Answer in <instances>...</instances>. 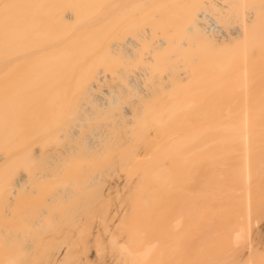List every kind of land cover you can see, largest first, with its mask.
Instances as JSON below:
<instances>
[{
  "label": "bare ground",
  "instance_id": "obj_1",
  "mask_svg": "<svg viewBox=\"0 0 264 264\" xmlns=\"http://www.w3.org/2000/svg\"><path fill=\"white\" fill-rule=\"evenodd\" d=\"M152 1L0 0V264H95L108 251L116 254L120 264H149L156 240L149 242L144 238L140 218H136L142 202L146 204L149 199L143 197L149 178L154 184L163 186L162 191L166 193L163 198L168 200L170 193L179 196V178L166 167L172 160L175 159L177 162L174 161V164L178 166L182 163L184 166L186 163L195 166L199 162L203 167L207 165L203 163L211 158H215L213 161L216 163V158L234 161L229 160L234 164L230 169L235 187L229 185L226 189H229L228 194L234 199L235 202H232L238 211L228 234L231 248L243 252L239 251V255L234 253L241 257L236 264H264V253L254 246L255 220L252 217L253 196L257 193L253 191V181L260 179L255 178L260 176L259 168H263L258 164L264 165L261 155L264 149L259 150L264 145V126L259 127V119L256 124V115L260 112L254 108L251 97L254 87L250 25L258 14L249 5L250 0H233L237 2V24L228 33L220 23L226 19L227 3L220 5L214 1L215 7L209 10L207 5L208 9H202L204 3L196 4L197 0H189L193 2L188 1L190 7L196 4L194 9L184 14L190 25L183 22V16H179L180 20L176 16L178 23L174 19L171 22V29L175 31L163 29V32L171 31L172 34L165 32L163 37L154 39L158 33L157 26L151 24L153 28H147L148 22L155 17L154 7H149ZM196 9L203 11L197 14ZM258 11L262 15L264 10L260 7ZM201 32L204 36L200 37L199 43L197 39L190 40ZM174 33L183 36L176 37ZM187 33L194 35L189 37L188 42H182L181 38ZM167 35L175 39L167 37L169 41L165 39ZM189 42L203 47L193 49ZM204 45L206 48L211 45L232 47V59L227 63L224 58L221 66L233 65V74L225 81L235 97L238 95L240 106L228 109L229 117L223 114L226 117L220 118L222 114H219L217 120L212 121L213 117L210 118L207 113L211 114L214 104L210 106V112L205 110L207 116L204 112L202 117L200 109L194 106L198 110L193 111L198 113L195 118H204V121L194 128L195 122H198L195 119L190 124L193 130L187 124L186 133L182 131L187 121L183 125L180 121L182 130L179 132L180 126H176L178 129L174 125L169 126V121L175 123L178 118L176 113L180 109L187 110L189 104L193 105L191 92L197 93L199 88L204 90L199 84H187L190 87H184L185 92H182L189 68L183 52L188 49L189 52L191 48L199 50L200 47L205 48ZM182 67L186 69L184 77ZM171 81L175 82L171 89L172 99L163 105L161 99L165 96L162 92L165 94L172 88L169 86ZM181 82L184 84L181 85ZM168 86L169 90L165 92ZM192 87L194 91H191ZM187 88H192L191 92ZM233 93L228 98L234 96ZM181 97L184 99L180 101ZM202 101L208 104L211 100ZM202 101L203 112L207 106ZM161 123L162 127L167 123L173 132L163 133L165 138L158 133L162 139L157 137L159 141L157 139L153 143L151 137ZM151 127L155 129L153 135L149 134ZM208 131L209 135L214 131V136L211 134L215 137L212 150H204L210 145V140L207 142L210 136L207 133L209 137L203 136ZM199 138L205 143L199 142ZM192 143L193 154L189 150ZM148 146L151 149L156 147L152 158L147 156ZM257 152L262 159L257 157ZM199 163L197 165L200 166ZM211 163L208 162L209 165ZM119 169L126 174L123 172L121 176H116ZM214 172L209 174L212 175L210 177ZM222 177L218 179L223 182ZM260 177H263L262 173ZM220 184L217 181L214 186ZM215 187L210 192L219 186ZM218 190L214 192L215 196ZM202 191L204 194L207 190ZM207 194L211 195L209 190ZM195 196L198 194L192 197ZM117 197L127 203L124 209L116 206ZM204 197L206 199L207 196ZM229 201L231 208L235 209ZM199 205H193V212ZM202 206L198 210L202 211ZM183 207L185 214L186 205ZM203 211L197 213L199 220ZM148 213L149 210L141 213L142 219L148 217ZM185 215L179 211L172 214L169 221V228L173 229L169 230L171 235L182 225ZM131 217L136 218L135 223ZM173 236L170 241L175 247L178 246L177 239L175 234Z\"/></svg>",
  "mask_w": 264,
  "mask_h": 264
},
{
  "label": "rangeland",
  "instance_id": "obj_2",
  "mask_svg": "<svg viewBox=\"0 0 264 264\" xmlns=\"http://www.w3.org/2000/svg\"><path fill=\"white\" fill-rule=\"evenodd\" d=\"M188 1L189 0H178V2L175 1V0H153L151 3H149V7H154L155 17L153 18L152 21L148 22L147 28H149V29L150 28H153V26H151V24H155V26H157L156 28H158L157 29L158 33H157L156 37H154V39H158V37H161L165 32H167L165 30L163 32V29H168V28L171 29L172 28L171 22H173L172 21L173 19L175 20L176 16H178V18H179L180 15L183 16V19H182L183 22L185 24H187V26L190 25V22H188V20L184 18V14H186L188 12L187 10L194 9L193 6H196L197 2H200V4L201 3H204L203 4L204 6H202V9L205 7V5H207L208 8H209V10H210V7H212V8H213V6L215 7L216 4L214 3V1L217 4H220V5L227 3V6L228 7L225 8V10H227L226 19L223 20V21H221L220 23L223 25V27L225 28V30L228 33H230L231 30H232V28H234V26L237 24V16H236L237 2L236 1L233 2V0H212L213 1L212 2L211 0H209V1L208 0H204L205 1L204 2L203 0H201L202 1L201 2L200 0H197L196 1V4L195 5L193 4L192 7H190V4H189V2L192 1V0H190L189 2ZM210 1L212 2V4H210L211 3ZM228 1L231 2V4H228L229 3ZM193 2H195V0H193ZM193 2H190V3H193ZM206 2H207V4H205ZM208 4H210V6ZM249 5L251 6L252 10L256 11L257 14H258L257 15V18H254V20L251 22V25H250V27L252 29V37H253L252 43H251V68H252V71H253V87H254V89L251 90L252 91L251 92V97H252V102H253L254 108L258 109L259 112H260L258 115H261L260 118H259L258 115H256V124L258 123L257 119H259V121L261 120L260 121L261 124L259 122V127H261V126L263 127L264 126V11H262V15H261L259 13L258 9L260 7H262L263 10H264V0H250V4ZM186 6H188V7H186ZM186 8H188V9H186ZM197 8H201V7L198 6ZM208 8H206V9H208ZM212 8H211V10L213 11ZM195 11L198 14L199 10L196 9ZM200 11L202 12L203 10L200 9ZM201 12H199V13H201ZM209 12H211V11H209ZM178 20H180V18ZM179 22H181V21H179ZM166 23L167 24L169 23L170 25L168 24L166 26ZM176 23H178V22L176 21ZM162 24H164L163 26L164 27L166 26V27L163 28L162 27ZM170 29H168V30H170ZM173 29H171V30H173ZM174 31L175 30H173V32ZM168 33L169 34H172L171 31H168L167 34ZM187 34H186V36H187ZM189 34H190V32H189ZM189 34H188L187 37L184 36V38L186 37L185 39L184 38H181V41L182 40L183 41L184 40H187V42H188V40L190 39L189 37H192L194 35L193 33H192L193 35L192 34L189 35ZM175 35L177 37L179 34L178 35L175 34ZM180 36H181V34H180ZM180 36H178V37H180ZM202 36H204V32H201V34H199V35H196L195 34L193 36V38L190 39V40L195 41L197 39L196 42L199 43L198 40ZM167 37L171 39L173 36L172 35L171 36H168L167 35L166 38L165 37L164 38L165 39H168ZM173 38L175 39V37H173ZM154 39H152V40H154ZM169 41H168V43H169ZM196 42H189V43H191L189 45H191L192 48L193 47L198 48V46H202V45L197 44ZM170 44L171 43H169L168 45L170 46ZM189 45L187 44V46H189ZM194 45H196V46H194ZM187 46L185 45L183 47H185V49H186ZM205 46L206 45H204V47ZM202 47H200L199 50H197V49L196 50H193L194 48L193 49L191 48L190 49L191 52L190 51L188 52L189 49L187 50V52L186 51L183 52L184 53V57H186V60L188 61V64H189V68L187 69V71H188L187 72L188 73L187 74L188 79H186V80L183 81V82H185V84L183 82L180 83L181 85L184 84L183 87L182 86H179V87H182L181 88V90H182L184 87L188 86L187 84H189V85L190 84L191 85L192 84H199L200 87L204 88V90L201 89V88H199V90H197L198 89L197 88L196 90L199 91V92L195 91L197 93H194V92H191V91H194V88L193 87H192L193 90H191L192 88L189 89V90L187 88L188 91L191 90L190 91L191 93L189 95L191 97V100L190 101H192L191 103H193V105L192 104H189L187 106L188 107L187 110L189 111V113H186L188 111L185 108L183 109V111H182V109H180L181 111L180 110L179 111L183 115L180 114V112H178V113H176V116L178 117V118L175 119L176 122L174 123V122L171 121L172 122L171 123L169 121V124L168 125L169 126L172 125V127H173V125L175 127L176 126L179 127L180 124L183 125V122H186L187 121L183 125L184 131H182V132H185L186 131L185 129H187V127H188L187 124H189V127H191L190 124H193L195 122V119L197 118V114L198 113L197 112H194L193 113V111H198L196 109H200L199 110L201 112L200 116L202 117V113H203V115H205L206 114V111H208L210 109V106H212L214 104L212 106L213 109L212 110L210 109L211 110V114L210 113H207V114L211 115V116L208 115L210 118L213 117V119L212 118L210 119L212 121L215 118L217 120V117L216 116H219V114H222V115L219 116L220 118L221 117L222 118L226 117V116H223V114H225V115L228 114L227 117H229L230 114L228 112L229 111L228 109H236V108H238L240 106V99H239L238 95H236V97H235V94L233 93V91L228 87L229 86V83H227L225 81L226 78H230L232 76V74H233L232 73L233 72V65L232 64H230V65L227 64L225 68H223L221 66V63L224 61V58L226 59V62L227 63L229 62L230 59H232L231 58L232 50H233V49H231L232 47L231 46H227V47L226 46H216V45L207 46V48L206 47L205 48H202ZM206 51H207V53H206ZM183 53H181V54H183ZM207 63H209V64L211 63L210 66L207 65ZM181 72H182V75L184 77L186 75L185 74L186 73V69L182 67L181 68ZM196 76H198V77H196ZM197 79H198V81L203 82L202 83L203 86H201L202 84H200V82H198ZM174 84H175V82L174 83H172V81L170 82V85L169 86H172V88L170 87V90H169L168 89L169 86H168L167 89L164 90L165 92L167 90H169L167 93L164 94L161 91L162 94H163V96H165V97L163 99H161L163 97V96H161V97H158V99L160 98L161 100H163V103H164V104L162 103L163 105L167 104L172 99V93L173 92H171V89L174 88V86H173ZM199 85L197 87H199ZM175 87H176V85H175ZM188 87H190V86H188ZM184 89H183L182 92H185ZM200 90L202 92L201 94H200ZM224 91L226 93L225 95H223ZM174 92H177V90L174 91ZM179 92H181V91H179ZM228 92H230L229 94H232L233 93L234 96L231 95L232 97H229L228 98V95H229V94H227ZM162 94L160 93V95H162ZM191 94L192 95L193 94L194 95L197 94V96H191ZM208 94H210V95L208 96ZM215 94H217V96ZM187 95L188 94H186V96ZM199 95H201V96H199ZM205 95H206V97H205ZM186 96H184V97H186ZM178 97H180L179 94H178ZM190 97L188 96L189 99H190ZM182 98L183 97H181L180 101L182 100ZM196 98H200V99L198 100ZM206 98H208V101L206 100ZM202 99H204V102L205 101L206 102H209V100H211L210 102H213V103L210 104V102H209L208 104H205V103H203ZM200 100L202 101V104L203 105L205 104L207 106V108L209 106L208 109L207 108L206 109L204 108L203 112H202V109H203L204 106L201 105V101ZM184 101L185 100L182 101L183 104H184ZM214 101L215 102H218V103H214ZM194 102H196V103H194ZM159 103H160V101H159ZM159 103H158V106H159ZM190 105H192V106L190 107ZM194 106L195 107L197 106V108L195 109ZM198 106H200V108H198ZM160 107L162 108L163 106H160ZM183 107H185V106H183ZM192 107H193V110H192ZM217 110H219V111H217ZM184 112L186 113V115H185ZM204 112H205V114H204ZM208 112H210V111H208ZM177 114H179V116ZM187 114H189V115L187 116ZM207 114H206V116H207ZM180 115L183 116V117L181 118ZM206 118H207V121L210 122V120H208L209 118L208 117H206ZM198 119H199V116H198ZM202 120L204 121V118L203 119L200 118V120H197L198 122L197 123L195 122L196 127H194L195 125H193V127L194 128H197L198 125H200L199 123ZM180 121H182V122H180ZM188 121H189V123H188ZM179 122H180V124H179ZM205 122H206V119H205ZM167 123L166 124L165 123L163 124V125H166L167 126V127L164 126L165 129H167V131L165 129H163L164 127H162V123L160 124L161 125L160 127L157 126L155 128L156 131H155V129H153V127L150 128V131H149V134L150 135L152 134L153 130L155 131L154 132V135L156 137H154L153 134L152 135H153L154 138H156V140L154 141V138L151 137V139H153V143L157 141V139H158L157 137H160V140L162 139L161 136H159L160 133L161 134L164 133L166 135L167 132H170V133L173 132L172 127L170 128L167 125ZM186 125H187V127H185ZM181 126L179 127V129L176 127L179 130V132L182 130L181 129L182 128ZM168 128L171 129L172 131H170ZM191 130H193L192 127H191ZM162 131H164V132H162ZM182 132H181V134H182ZM193 132H195V130ZM259 132H260L259 134H261V131H259ZM206 133L208 134L209 131L208 132H205L203 134L204 137H209L210 136V139H208L207 142L210 140V141H213V143H210V141H209V144L210 145H207V147H205L204 150H207L206 148H208V149L210 148V150H212L213 149L212 146L215 145V143H214V138L215 137L213 138L211 136V134L214 136V134H213L214 131L213 132L211 131L210 132V135L208 134L209 136H206L207 135ZM164 134L162 135V137L165 136ZM262 134L264 135V131H263ZM168 136H170V135H168ZM215 136H216V132H215ZM200 138H202V141H203V137L201 136ZM200 138H199V142L201 141ZM158 141H159V139H158ZM193 141H196V139L193 140ZM153 143L151 144V147H152ZM197 143H198V140H197ZM202 143H205V141L202 142ZM193 144L194 143H192L190 145V147H189V150L191 149L190 152L192 151L191 146H193ZM151 147L150 146L147 147V153H148L147 156L149 158H152V156H154V150L156 148V147H154L153 149H151ZM194 147H199V146H194ZM261 148L262 149H259V150L262 151L264 149V145ZM259 150H258V152H260ZM193 152L195 153V150ZM193 152H191V154H193ZM258 152H257V155L260 154ZM261 153H264V150ZM261 155L264 158V154H261ZM261 155H260V157H261ZM257 157L260 158L259 155ZM211 159L207 160L206 161L207 163L206 162H205V164L203 163V165H206L207 164L209 167L207 165L202 167L201 166L202 163L200 164L199 162L198 163L200 164V166L197 165L198 163L196 164V162H194L196 164V165L194 164L195 166H192V163L191 164L189 163L191 166L188 165V163H186L187 164L186 166H184L185 165L184 163H182V164H179L178 163L179 166L175 163L176 166H174L175 165L174 164L175 159L172 160L173 162L171 161V163H169L168 166H166V167H168L171 170L170 172L174 171L173 173L174 174L176 173V175L173 174V176H175V177L177 176V178H179V180H178L175 177H173L174 179H176V181L177 180L180 181V186L178 184L179 187L177 188V191L181 192V194L179 192L178 193L176 192L177 194H179L180 197L177 194H176L177 195V197H176L175 195H173V194L170 193L169 195L167 194L168 195V197H167L168 200H165L166 197H164L165 198L164 199L163 198V195H165L166 193L164 191H162L163 190V186H161L159 184H154V182L152 181V179L149 178L150 179V182L148 180L147 188H146V191L143 194V197L145 198V196H146L147 198L151 199V201H149V199H148V201L146 202V204L142 202V204L140 206L141 212H140V209H139V212H137V214H139L138 216L135 213L136 218L137 217L140 218V219L138 218L140 220L139 225H140V228H141V231H142L141 234L144 236V238L147 241H149V242H152L153 240H156V244H155L156 247H154V252H153L154 254H152L149 257L150 259L148 260V263L149 264H151V262L153 264L154 263H156V264H236V262L238 260H240L241 257L238 258V255L240 253L243 254V252H241L242 250L240 251L239 249H232L231 246H230V244H229V241H228L229 240L228 239V234H229V230H230L231 223H233V221H235V219H236V217L238 215V211H237V209L235 207V203L232 202V201H234V199L231 198L230 195L228 194V191L227 190H229V189H226V188H228L230 186H231V188H234L235 187L233 185L234 181H232L233 180L232 179L233 177H232V173H231L232 172L231 169H233L232 166L234 167V164L229 163V160L231 162H234V161L232 159H229V160L226 159L225 160L226 162H225L222 159H220L221 160L220 161L219 159L216 158L217 163H218L217 164L215 161H213V160H215V158L212 159V160ZM261 159H262V157H261ZM210 160L213 161V163H216L215 164L216 167H213V163H211ZM175 162H177V161H175ZM208 162L211 163V164L209 165ZM220 163H223V164H220ZM227 163H229V165ZM180 165H182V166H180ZM218 165H220V166H218ZM221 165H223V166H221ZM258 165L261 166V167H263V168H259L260 169L259 172L261 171L263 177H260L261 176V173L258 172L260 174V176L259 177H255V178H257V179L260 178V179L253 181V183H254L253 186L254 187L252 186L253 191L254 192L257 191V193L254 194V196H253V199H254L253 202L255 201L254 204H253L254 207L252 205V208H253L252 209L253 210L252 217L254 216L253 218L255 220V221H253V232H254L253 239H255L254 240V246H255V248L260 253H264V165L262 166V163L261 164H258ZM210 166H212L213 169H211L212 167L210 168ZM227 167H229V168H227ZM214 168L216 169L215 172H214ZM220 170L221 171H224V172L221 173ZM119 171H120V169L117 171L116 176H121L123 174V172H124V170L123 171H120V172ZM208 171H210V172H208ZM213 172L215 174L217 172V174L216 175L213 174V177H210L212 175H209V174L210 173L212 174ZM228 172H230L231 174L228 173ZM118 173L120 175H118ZM177 173H178V175H177ZM219 173H221L223 175H221ZM227 173H228V175L225 176V174H227ZM124 174H126V173L124 172ZM259 174H257L256 176H258ZM229 175H230V177H229ZM215 176H217V177L213 181L212 179ZM222 176H224V178ZM219 177L220 178L222 177L223 182H222V180L221 181L219 180L220 179ZM228 177L230 179H228ZM210 178H211V181H209ZM207 179H209V180H207ZM226 179H228V180H226ZM216 180L219 183H221L220 185H217V187L219 186L218 188L215 187L216 184H217V181ZM224 182H225V184H227V186L224 184ZM231 182H232V184H231ZM255 182H256V185H255ZM222 183H223V185H222ZM210 184H211L212 187L209 186ZM164 186H165V184H164ZM161 187H162V189H161ZM205 187H208L209 189L208 188H205ZM213 187L217 188V189H214V191H212L213 194H214V196L216 195V193H214V192H216L218 189H220V187H222L217 192L218 193L217 196L219 197V199H217V198L215 199L214 196L212 197L214 199H212L210 197V196L213 195L212 192H210V190H212ZM204 188L207 191L204 192V194H203L202 189L205 190ZM189 189H190V191H189ZM208 190H209V193H211L210 196H208L209 194H207ZM198 191H199V193H194V192H198ZM225 191H226V193H225ZM200 192H202V193H200ZM162 193H164V194H162ZM189 193H191L192 195L189 196ZM185 194L188 197L187 200H190V201L192 200L193 203L191 202L189 204L190 201H187L186 200L187 197L185 196ZM197 194H198V196L192 197L193 195H197ZM199 194H201L203 196L206 195L207 196L206 199H205V197L202 198L203 196H201V195L199 196ZM171 196H172V198H171ZM181 196H183V197H181ZM217 196H215V197H217ZM173 197H175V198H173ZM197 197H201L202 201H201L200 198H197ZM208 197H210V200H212L213 202L210 201ZM169 198L172 199V201ZM177 198L178 199L181 198V199H179V201H178ZM193 198H197L199 200L194 199V200H196L194 202ZM207 199L210 202L207 201ZM229 200H231V203H233V206H234L233 208H235V209H232L231 208L232 205L229 203L230 202ZM196 202L198 203V205L200 204L201 206H202V204L207 205L206 206V209H205V205H204V208L202 206V209L201 210L202 211L205 210V211H203L204 214H202V217L200 218V220H199V218L197 216L198 215L197 213H200L201 214V212H202V211L198 210L200 208V205L198 206L199 208L198 207H197V209L195 208L196 209L195 210L196 212L195 211L194 212L196 214L192 210V209H194L195 204L197 205ZM118 203L119 204L122 203L125 206H123L122 204L119 205ZM133 203H134V206H135V204H136L135 200L133 201ZM115 204L118 207L120 206L119 209H124L123 207H126L127 206L126 205L127 203L126 202H122L118 197L115 200ZM176 204H178V205H176ZM149 205H151L150 206L151 208L149 207ZM179 205L182 206V207H180ZM185 205H186V207H185V209H186L185 214L186 215L184 214V212H182L184 210V207L183 206H185ZM130 206H132V205H130ZM178 206H179V209L177 208ZM191 206H193V207H191ZM146 207H147V209H146ZM148 207L150 209H148ZM164 208H165V210H163ZM168 208L169 209L172 208L171 210H174V212L171 211V210H169ZM142 209H143L144 214H145V212H147L149 210L148 217L147 216L146 217H143V219H142V216H141V213L143 214ZM175 209H177V210H175ZM197 210H198V212H197ZM234 210H236V212ZM175 211H179L180 213H182L185 216H183V222H182V225L178 228L179 230L177 229L176 231H174L175 233L172 231L173 234L171 235L170 234V231L173 230V229L169 228L170 227L169 226V221H170V218H171L172 214L175 213ZM134 212H136V211H134ZM162 213H163V215L160 216ZM190 213H192V214H190ZM219 213H221V214H219ZM215 215H216V217H215ZM203 216L204 217L207 216V217L203 218ZM136 218H132L131 217V219H132V221L134 223H135L134 219L136 220ZM144 219H145V221H144ZM105 232H106V234L109 233L107 231H105ZM174 234H175V237L177 239V245H178V246H175L176 248L173 247V241H172L173 240L172 237H174L173 236ZM170 237L172 238V240H171L172 241V246H171V243H169ZM168 244L171 247L170 246H166ZM239 251H240V253H239ZM108 253H110V254L108 255ZM108 253L106 252L104 257L101 256V258H99V260L97 259L95 261V264H120L119 263V260H117L116 254H114V252L108 251ZM234 253H236L238 255L236 256V254H234Z\"/></svg>",
  "mask_w": 264,
  "mask_h": 264
},
{
  "label": "crops",
  "instance_id": "obj_3",
  "mask_svg": "<svg viewBox=\"0 0 264 264\" xmlns=\"http://www.w3.org/2000/svg\"><path fill=\"white\" fill-rule=\"evenodd\" d=\"M252 74H253V71H252ZM254 89V88H253Z\"/></svg>",
  "mask_w": 264,
  "mask_h": 264
}]
</instances>
